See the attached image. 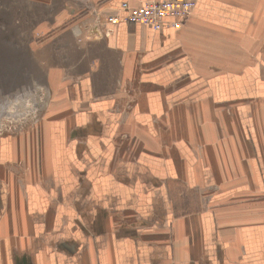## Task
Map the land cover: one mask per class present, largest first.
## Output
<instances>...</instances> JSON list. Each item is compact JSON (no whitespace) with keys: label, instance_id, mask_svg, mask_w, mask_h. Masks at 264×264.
<instances>
[{"label":"crops","instance_id":"1","mask_svg":"<svg viewBox=\"0 0 264 264\" xmlns=\"http://www.w3.org/2000/svg\"><path fill=\"white\" fill-rule=\"evenodd\" d=\"M19 1L49 92L0 137V264H264V0Z\"/></svg>","mask_w":264,"mask_h":264},{"label":"rangeland","instance_id":"2","mask_svg":"<svg viewBox=\"0 0 264 264\" xmlns=\"http://www.w3.org/2000/svg\"><path fill=\"white\" fill-rule=\"evenodd\" d=\"M20 3L0 0V137L34 125L49 92L41 47L51 34L28 30L30 16Z\"/></svg>","mask_w":264,"mask_h":264},{"label":"built area","instance_id":"3","mask_svg":"<svg viewBox=\"0 0 264 264\" xmlns=\"http://www.w3.org/2000/svg\"><path fill=\"white\" fill-rule=\"evenodd\" d=\"M199 0H142L140 7L132 8L129 4L122 5L126 11L122 19L125 23L149 27L157 32L165 28L179 30L183 20L198 6ZM109 23H119V17H110Z\"/></svg>","mask_w":264,"mask_h":264}]
</instances>
